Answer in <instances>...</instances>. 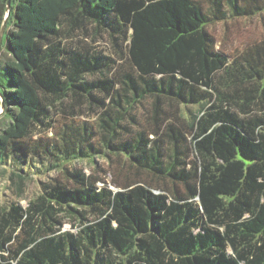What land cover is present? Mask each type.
Listing matches in <instances>:
<instances>
[{"label":"trees","instance_id":"trees-1","mask_svg":"<svg viewBox=\"0 0 264 264\" xmlns=\"http://www.w3.org/2000/svg\"><path fill=\"white\" fill-rule=\"evenodd\" d=\"M9 7L0 264H264V39L229 52L209 29L264 1Z\"/></svg>","mask_w":264,"mask_h":264},{"label":"rangeland","instance_id":"rangeland-1","mask_svg":"<svg viewBox=\"0 0 264 264\" xmlns=\"http://www.w3.org/2000/svg\"><path fill=\"white\" fill-rule=\"evenodd\" d=\"M264 1V0H263ZM8 27L7 29H10ZM209 29L218 40V46L222 50H240L244 45L251 41L264 39V11L249 17L228 19L226 22H218L209 26ZM103 46V45H102ZM105 46V44H104ZM4 127V122L0 121V129ZM104 163L103 160H101ZM84 171L90 172L91 165L85 161L76 163ZM12 168L0 167V203H8L12 199H18L12 192L13 186L10 182V172ZM52 176H59L55 171L50 173ZM40 179L47 180L45 175H34L27 179L25 192L21 195V203L26 204L29 197H33L40 190ZM110 179V176L108 177ZM64 229H70L69 223L64 225Z\"/></svg>","mask_w":264,"mask_h":264},{"label":"water","instance_id":"water-1","mask_svg":"<svg viewBox=\"0 0 264 264\" xmlns=\"http://www.w3.org/2000/svg\"><path fill=\"white\" fill-rule=\"evenodd\" d=\"M9 8L10 7H9V0H8L7 5H6L5 17H4V20H3L1 28H0V47H1V43H2V37L4 34L5 26H6V20H7V17L9 15ZM3 109H4L3 98L0 95V113H2Z\"/></svg>","mask_w":264,"mask_h":264}]
</instances>
